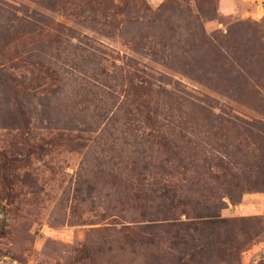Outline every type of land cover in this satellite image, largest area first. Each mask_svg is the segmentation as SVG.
<instances>
[{"label":"rangeland","instance_id":"374dc122","mask_svg":"<svg viewBox=\"0 0 264 264\" xmlns=\"http://www.w3.org/2000/svg\"><path fill=\"white\" fill-rule=\"evenodd\" d=\"M233 1L0 0V264H264V17Z\"/></svg>","mask_w":264,"mask_h":264},{"label":"trees","instance_id":"16d2710c","mask_svg":"<svg viewBox=\"0 0 264 264\" xmlns=\"http://www.w3.org/2000/svg\"><path fill=\"white\" fill-rule=\"evenodd\" d=\"M236 185V184H235ZM228 195V194H227ZM229 197L230 194H229ZM221 201V200H220ZM221 207V203L220 206ZM198 218H208V221L204 222V227L202 228V233L205 237H209V241L207 240L203 243L199 240V238L196 240V248H220V245H222V240L219 235V224L221 222H232L230 219L221 218L219 212L212 209L209 206H204V210L200 212L197 215ZM197 231V228H196ZM239 244L235 239L230 240L228 242V245H230V248H238L236 246ZM197 253V251H196ZM201 256V254H199Z\"/></svg>","mask_w":264,"mask_h":264},{"label":"crops","instance_id":"0c3cea01","mask_svg":"<svg viewBox=\"0 0 264 264\" xmlns=\"http://www.w3.org/2000/svg\"><path fill=\"white\" fill-rule=\"evenodd\" d=\"M248 1L251 5V9L246 10V15H251L252 17L261 18L264 17V3L262 4L260 0H245ZM233 0H218V10L223 14L228 15H242L244 12L240 10L237 6L235 7L232 3ZM235 3V2H234Z\"/></svg>","mask_w":264,"mask_h":264}]
</instances>
